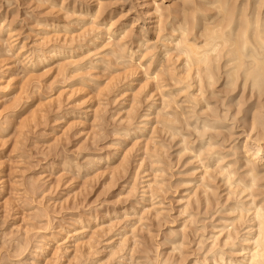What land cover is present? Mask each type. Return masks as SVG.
I'll use <instances>...</instances> for the list:
<instances>
[{
  "label": "rangeland",
  "instance_id": "rangeland-1",
  "mask_svg": "<svg viewBox=\"0 0 264 264\" xmlns=\"http://www.w3.org/2000/svg\"><path fill=\"white\" fill-rule=\"evenodd\" d=\"M152 1L0 0V264H213L222 250L242 255L240 243L232 250L223 243L220 229L236 215L229 208L237 195L264 205V166L246 192L234 183L250 176L240 146L250 109L264 98L220 78L203 89L211 107L202 99L195 108H206L201 118L220 116L215 128H164L189 103L175 75L187 69L183 55L174 40L163 48L160 34L192 5ZM191 2L211 8L215 0ZM104 17L117 28L112 38L98 23ZM119 45L133 58H117ZM183 81L189 91L198 85ZM203 136L198 156L183 148L187 141L198 148ZM213 150L222 161L208 158ZM251 211L232 222L239 235L250 229Z\"/></svg>",
  "mask_w": 264,
  "mask_h": 264
},
{
  "label": "bare ground",
  "instance_id": "bare-ground-1",
  "mask_svg": "<svg viewBox=\"0 0 264 264\" xmlns=\"http://www.w3.org/2000/svg\"><path fill=\"white\" fill-rule=\"evenodd\" d=\"M163 1H168V0H163ZM191 1L192 0H184V3H183V4H186L187 6H189L188 8H190V5H192L191 6L192 7L191 8L192 11L189 10L190 13L188 15H186V16L183 15L184 17H182L181 19L176 18V16L173 15L172 19H170V20H168L166 22L165 27L162 25L164 27L163 28L164 30L165 29L168 30V32H164V34H162V33L160 34V35H162L164 37V40H165V41H163L164 42L163 43V48L165 47L167 49L168 45L170 44L169 42L174 40L175 41L174 44L179 49L178 53L183 55L182 62H183V65L185 64L187 69H185V71L183 72L182 76H179L177 74H175V75L177 76V81L181 82L180 84H182V86L181 87L179 86L178 87L179 89H177V90H179L178 92H180L184 88L187 89L186 90L187 93L185 94V97H186L185 100H186L187 104L189 103L188 106H187L189 108V109H187L188 111L187 110L186 111H179L178 110V113L175 112V114L173 112H171L170 114L173 113L174 115H172V117L170 116L171 118H167L168 117L167 116L166 117L167 119H164L163 126H164V128H166V129H168V130L173 132L174 130H176L178 128H181V127H184V126H187V127L191 126L192 123L195 122V124L193 125V128L197 132L199 131L200 133H202V131L207 129V128L208 129L215 128L217 126L216 124L221 121V117L216 115V114L214 115L215 117L211 116L212 117L211 119H208V118L206 119L204 117L201 118L199 116L200 113H198V110L201 109L204 105H205V107H209V103L207 102L206 98L203 96V93L206 90L203 92V89L204 88L206 89L208 86H211L214 83L215 80L217 81V79L221 78L222 83H223L224 87H226V88L227 87H233L234 85H236L237 82H238L237 85H239L241 83L242 84L241 86L243 87V91L245 90L244 88H246V86H247V89H250L251 95L259 97V99L261 97L264 98V0H215L216 3L212 2L210 4V5H212L211 8L201 7L200 3L198 5V4L194 3L196 1H194V2H191ZM204 1L207 3L208 0H204ZM158 5L156 7H154L153 13L157 14V12H159L160 8L158 7ZM170 9L171 8H169L167 10L168 15H170V13H171ZM210 9H214V11L213 12H207ZM97 10H99V7L97 8ZM97 10H95V12L93 11L94 12L93 14H95L97 12ZM184 11H185V9H184ZM160 13H161L162 16L164 15L161 11H160ZM181 13H182V11H181ZM159 14H158V16H159L158 19L159 18L161 19V16ZM168 15H166V16H168ZM148 18H149V16H148ZM158 19H157V21H158ZM165 19H167V18H165ZM98 23L99 24L101 23L102 24L101 26L104 27V29H105L104 34L108 36V37L105 36L106 38H110L111 36L116 34L117 28H111L110 26H112L113 24L111 25L110 21L106 20L105 17L103 19H100L98 21ZM148 23L149 22H147V24ZM154 23H156V22H154ZM98 27H99V31H100L101 30L100 29V25H98ZM154 27H155V25H154ZM1 28H2V26H1ZM144 28H146V25H145ZM151 30L153 31V29H151ZM118 31H119V29H118ZM157 31H158V29H157ZM160 32H161V28H160ZM121 34H122V32H121ZM121 34L119 33L120 37H122ZM123 35H125V34H123ZM156 35H157V33H156ZM126 36H127V33H126ZM140 37H142V36H140ZM123 39H125V38H123ZM159 39H161V38H159ZM159 39H157V40L159 41ZM107 40H109V39H107ZM166 40H167L168 43H166ZM118 41L120 42V40H118ZM154 43H156V42H154ZM124 45H126V44H124ZM143 45H144V43H143ZM137 46H138V44H137ZM148 46H149V44H148ZM174 46H173V48H174ZM119 47L122 48V46H120V45H119ZM154 47H156V46H154ZM176 47H175V49H176ZM112 48H114V47H112ZM117 48H115L114 50L112 49L114 52H117V54H116L117 58H125L124 57L125 55L130 57V58L132 57L133 52L130 51L128 53L127 50L124 51L125 48L124 49L122 48L123 50L120 49V48L119 49H117ZM147 48L148 47H146V45H145V49H147ZM116 49H117V51H116ZM128 50H130V49L128 48ZM149 50H150V48H149ZM171 50H173V49H171ZM132 51H134V50H132ZM124 52H125V55H124ZM137 52H138V50H137ZM174 53H176V52L173 51V54ZM178 53L176 54L177 56H179ZM136 56H137V54H136ZM168 56H169V54H168ZM126 59H127V57H126ZM176 59L179 60V57H177ZM129 60H131V59H129ZM161 61H162L161 59L158 60L159 63ZM180 62H181V60H180ZM183 69H184V67H183ZM191 70H192V72H191ZM171 73H172V71H171ZM154 74H156V73H154ZM159 74H160V72H159ZM172 74H174V73H172ZM156 76H158V74H156ZM169 77H172V76L170 75ZM187 77H188L189 80L190 79H192V81L195 80L194 82H196V85L198 84L195 88L191 89L190 91H189V89H190V87L192 85L191 82L190 83H185L183 81V80L187 79ZM177 86H178V83H177ZM234 91H236V89ZM232 92L233 91H232V88H231V92L228 91V94L232 93ZM248 92H249V90H248ZM240 94L241 93L239 92V95ZM174 95L176 96V94H174ZM163 96L164 95L162 94V97ZM230 96L232 97V95H230ZM248 96H250V95H248ZM166 97L163 98L164 99V103L163 104H167V102L165 103V99H168L170 96L168 98H166ZM183 99H184V97H183ZM202 99L205 100L204 101L205 103L203 104V106L200 105L198 109H195L196 106L198 104H200ZM237 99H238V97H237ZM243 99L241 98V100H243ZM173 100H175V99H173ZM237 101L240 102V100H237ZM243 101H245V100H243ZM248 101L249 100H246V102H248ZM250 101H251V99H250ZM256 101H258V100H256ZM183 103H185V102H183ZM230 103H231V101H230ZM235 103H236V100H235ZM253 103H254V101H253ZM185 106H186V104H185ZM245 107H247V106H245ZM245 107H244V110H246ZM251 107H252V103H251L250 107H248V109L251 108ZM263 107H264V103L263 102H259L258 105L253 106L250 109L251 112H250L248 120H247L249 128L247 127L248 130H246V132L244 131L245 132V138H244V140H243V142H242V144L240 146V148L242 149V152L246 156L245 158H247L246 161L248 162V167L246 165V167H247L246 168V172L250 176L248 177L247 180H245V179L244 180H238V179L235 180V182H234V183H236L235 185L238 184V185L241 186V187H239L240 188L239 191H238L239 194L242 193L243 191H245L246 189L252 188L251 186H253L254 180L255 179L257 180V178H256L257 174H260L259 171H257L256 167L264 166V145H262L263 143L261 141L262 138L264 139V119H263L264 115L262 114V108ZM204 109L205 110H203V109H201V110L205 111V113H206V108H204ZM174 111H176V110H174ZM208 111H209V109H208ZM214 112L215 111H211V113H214ZM246 112H247V110H246ZM242 113H244V112H242ZM162 115H165V113L162 114ZM207 115L210 116L208 113L205 116H207ZM246 115L244 116L245 118L243 117L245 120H246ZM197 120H199V122L196 124ZM178 123L180 125H178ZM221 124L223 125V123H221ZM223 126H225V125H223ZM257 130H258V132H257ZM255 133L257 135H255ZM168 134L169 133H167V135ZM189 134L191 136V133H189ZM204 135H205V133H204ZM258 135H260V136H258ZM210 139H211V137H210ZM170 140H172V139H170ZM199 140H200V143H199L198 148L196 146H192V144L188 145L187 144L188 141L186 142V145L183 148L194 152V155L198 156L200 154V151L203 149V146L205 145L204 136H203V138L201 137ZM213 140H214V138H213ZM208 142H209V140H208ZM208 142H207V144H208ZM212 143L213 142H211V144ZM208 145L210 146V143ZM214 146H215V144H214ZM237 150L239 151V149H237ZM208 151H209V149H208ZM198 152H199V154H198ZM205 154H206V152H205ZM207 154H208V158L209 159L215 160V161H218L223 156V155L220 156L219 152L215 153L214 150L210 151ZM247 162H246V164H247ZM206 165L208 167V164H206ZM206 165H203L204 169L206 168L205 167ZM230 167H231V165H230ZM223 168L224 167L220 166L221 170ZM207 171H209V170H207ZM225 171L221 172V173H224L222 175L224 176L225 180L228 181L227 183L230 184L229 183V176H231L230 175L231 171H228V172H225ZM263 173H264V171H263ZM262 175H264V174H262ZM205 178H206V176H205ZM226 181H225V183H226ZM230 181H232V180H230ZM203 182H205V181H203ZM155 186H156V184H155ZM206 186H207V184H206ZM156 189H157V187L155 188V190ZM186 198L188 199V197H186ZM206 200H208V199H206ZM246 200H247V198H246ZM208 201H210V200H208ZM196 202H198V200H196ZM196 202H194V203H196ZM252 202L249 201V199L247 200V202L246 201L244 202V200L240 199L238 197V195H237V197L234 198L232 206L229 208V211H235L236 210L237 213L233 217L231 215H229V216H231L230 222L229 221L227 223H225L226 221H224V223L222 222L223 224H222V227L220 229L221 232H223V229L225 230L223 232V243L225 245H227L228 248H230L231 250L233 249L234 245H236L237 243L238 244L240 243L239 248H235V249H238L237 252H240V253L242 252V255L240 256V258L232 259V257L230 256V254L227 253V251H224V250H222L221 252L216 251V252H219V254L217 255L219 257L218 258L219 260L218 261L215 260L213 264H264V205L262 203H260L259 205L258 204H253ZM251 203L253 205H251ZM250 210H252L251 211L252 216L249 215L250 217L245 219V221H248L249 224L248 223H246V224H247V226H250V229L245 226V228H248V229L246 230V234L245 235L241 234L242 235L241 236V235H239L240 233L238 234V231H236V229H238V228L235 227V223L237 224L238 223L237 222L238 219H240V218H242L244 216L243 213L247 214L246 212L247 211L250 212ZM234 221H236V222L232 224V222H234ZM229 225H231V227H229ZM245 228H243V230H245ZM120 243H121V241H120ZM227 246H225V247H227ZM214 248H216V247H214ZM218 248L219 247H217V249ZM221 249H223V248H221ZM209 251L210 250H208V252ZM211 251H212V248H211ZM213 252H214V250H213ZM113 253H116V252L113 251Z\"/></svg>",
  "mask_w": 264,
  "mask_h": 264
}]
</instances>
